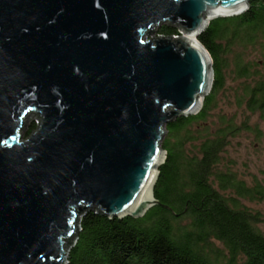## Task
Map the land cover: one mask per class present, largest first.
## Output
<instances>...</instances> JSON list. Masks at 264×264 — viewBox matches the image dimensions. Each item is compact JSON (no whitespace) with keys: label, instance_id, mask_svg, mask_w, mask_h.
<instances>
[{"label":"water","instance_id":"obj_1","mask_svg":"<svg viewBox=\"0 0 264 264\" xmlns=\"http://www.w3.org/2000/svg\"><path fill=\"white\" fill-rule=\"evenodd\" d=\"M249 3L0 0V264H67L88 209L137 217L157 202L166 124L213 85L198 36ZM162 23L180 33L150 38Z\"/></svg>","mask_w":264,"mask_h":264},{"label":"trees","instance_id":"obj_2","mask_svg":"<svg viewBox=\"0 0 264 264\" xmlns=\"http://www.w3.org/2000/svg\"><path fill=\"white\" fill-rule=\"evenodd\" d=\"M158 33L180 31L166 23ZM224 36L264 55V0H250L240 14L213 18L199 34L212 55L213 85L198 112L166 124V155L154 184L157 202L137 217L88 209L67 264H264L263 217L245 203L262 197L264 187L248 184L228 154L241 131L261 132L248 117L258 114L264 121V71L259 61L238 56L237 76L244 80L237 104L249 114L240 122L235 114H214L224 86ZM36 127L33 121L26 135Z\"/></svg>","mask_w":264,"mask_h":264},{"label":"rangeland","instance_id":"obj_3","mask_svg":"<svg viewBox=\"0 0 264 264\" xmlns=\"http://www.w3.org/2000/svg\"><path fill=\"white\" fill-rule=\"evenodd\" d=\"M161 25L156 26L155 30L148 36L151 38L162 35L158 33ZM173 26L179 28L177 25ZM220 43L223 49L221 57L224 86L217 94L218 105L214 114H224L226 116H234L235 114L236 119L240 122L249 113L245 109V105L239 106L237 104V96L241 94V86L244 80L237 76V58L242 56L244 62L259 61V69L264 71V55L258 47L253 50V47L249 46V49L245 50L243 45L229 40L228 36H224ZM248 118L254 126L256 125L260 128L261 132L241 131L238 136L232 139L231 145L228 147V154L234 160L235 168L238 170L239 175L244 177L248 184L259 183L264 187V121L259 118L258 114H250ZM33 121L37 123L38 117L36 115L30 114L25 118L22 132L24 137L27 136L26 130ZM217 125H220V123H217ZM245 203L260 212L263 217L260 226L264 231V195L254 200H246Z\"/></svg>","mask_w":264,"mask_h":264},{"label":"bare ground","instance_id":"obj_4","mask_svg":"<svg viewBox=\"0 0 264 264\" xmlns=\"http://www.w3.org/2000/svg\"><path fill=\"white\" fill-rule=\"evenodd\" d=\"M217 16H220V15H215V16H209V18H208V23L213 19V18H215V17H217ZM191 37H192V39H194L195 38V35H191ZM163 158H164V156H163ZM160 163H162L163 162V159L162 160H160L159 161ZM156 175V174H155ZM153 176V182L151 183V185H150V194H151V196L153 197V198H155L154 197V184H155V181H156V178H157V176ZM151 203V202H150Z\"/></svg>","mask_w":264,"mask_h":264}]
</instances>
